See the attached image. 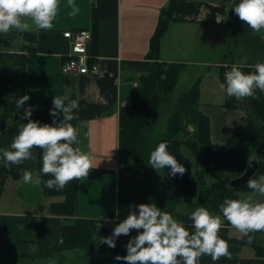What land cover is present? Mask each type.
<instances>
[{"label":"crops","instance_id":"1","mask_svg":"<svg viewBox=\"0 0 264 264\" xmlns=\"http://www.w3.org/2000/svg\"><path fill=\"white\" fill-rule=\"evenodd\" d=\"M75 2L80 11L72 16L68 14L71 7L67 0H60L51 29H41L31 17H23L29 29L11 28L6 33H0V36L11 38L9 43L2 44L7 51L15 52L16 56H25L24 95L30 97L25 105L33 106V120H36L38 111L46 112L53 107L54 96L66 95L69 99L78 100L79 108L73 110L74 118L70 122L79 130V147L94 156V165L97 167L91 168L87 177L78 178L76 211L73 216H67L51 214L47 209L49 204L63 201V197L47 196L40 183H25L23 180L24 169L33 171L34 176L39 177L36 171L37 146L32 149L34 159L15 164L19 177L11 179L17 186L37 190L38 198L30 200L20 193L18 203L0 202V264L34 262L35 258L17 259V256L29 255L59 243L62 226L74 219L107 218L110 222L122 221L130 211L136 210V205L144 203L138 190L141 182L135 174H129L120 167L119 110L130 103L139 87L138 79L151 73L156 62L217 66L216 72L202 76L204 83L201 77L198 78V109L209 120L212 144H223L230 135L241 132L249 117L242 97L237 107L229 109L225 106L226 88L222 87L225 83L220 80L218 67L229 66L230 69V65L241 66L240 62L245 57L248 65L264 62L263 34L254 32L238 16L233 24V33L239 48V58L228 62L225 34L231 8L224 1L176 0L173 17L159 40L156 60L147 57L150 39L160 12L167 7L169 0ZM75 29H88L91 33L87 54L90 62L98 65L97 74H65L61 71L62 60L71 52V42L63 36V32ZM15 33L22 40L17 44L16 51H13ZM27 33H35L34 39L24 37ZM205 78L211 81L206 83ZM262 94L264 96V90ZM23 111L0 128V148L10 149L20 127L28 122L22 115ZM49 116L52 120L50 111ZM56 119L59 121L63 117L57 116ZM47 197L49 199L46 200ZM232 231L239 233L237 236L231 235ZM255 234L264 248V229L255 231ZM243 235L235 226L227 227L228 237L239 239ZM245 245L228 242L230 254L214 261L210 254L205 253L198 260L234 264L239 259L255 258L253 247ZM69 251L79 252L76 249L64 251L62 256L65 264H127L115 259L104 262L91 260L84 250L73 260L67 254ZM97 251L95 256L99 257ZM42 262L49 261L40 258L34 263Z\"/></svg>","mask_w":264,"mask_h":264},{"label":"trees","instance_id":"2","mask_svg":"<svg viewBox=\"0 0 264 264\" xmlns=\"http://www.w3.org/2000/svg\"><path fill=\"white\" fill-rule=\"evenodd\" d=\"M175 4L176 0H169L167 7L161 10L157 26L150 39L148 58L157 59L159 40L173 17ZM27 36L34 39L35 33L24 35V37ZM10 39L0 36V49L2 50L0 53V128L6 121L16 118L23 110V108L17 110L16 100L19 96L24 95L25 56H16L15 52H9L4 48L3 42L9 43ZM185 66L183 63L156 62L155 69L151 73L142 75L138 79L139 87L133 94L130 103L122 106L119 110L120 167L123 171L131 174H136L139 170L149 171V167L153 171H157L149 164V157L151 151L161 141H167L168 150L184 166L183 145L193 150L197 154V167L193 176L187 175L186 171L183 175L177 173L175 176H171L167 169H162L165 176L164 193L184 198L185 205L190 209L185 213L175 212L173 216L182 221L190 232H194L191 212L201 206L208 208L213 215H220L223 219L224 225L219 233L222 238L227 242L250 245L256 253L255 258L239 259L234 264H264V248L259 243L255 231L248 233L253 236L250 242L245 234L239 239L228 237L227 227L232 224L223 216L219 207L226 198L238 199L240 191L251 188L248 187V184L242 188H230L229 182L227 184L216 182L208 185L204 179V174L210 164H213L215 168L231 167L234 170L233 178L240 175L252 159L258 161V170L253 178L264 175V96L262 90L256 89L253 96L242 97L249 115L245 128L241 132L230 135L223 144L215 145L210 141L209 120L198 109L199 79H197L185 93L177 98L174 113L166 123L163 136L160 139L152 138L158 125V110L175 90ZM242 71L248 72L250 69L242 67ZM220 80L226 85V77L222 73H220ZM238 102L239 98L226 93L225 106L227 108L237 107ZM44 112L45 110L38 111L36 120L42 123H52L49 110ZM181 115L183 118L179 119ZM185 117L195 125V131L192 133L186 131L183 126ZM252 155L255 157L253 158ZM135 165L138 166L137 169L134 167ZM41 167L42 148L37 146L36 171L41 178L40 185L43 193L47 196L63 197V201L49 204L48 212L73 216L76 211L78 179L69 181L63 188H49L45 181L52 178V174L43 173ZM11 177H19L15 171V164H11L10 167L0 164V191L1 184L3 185L4 181ZM145 182L146 179H142V184ZM195 192L196 199L194 200ZM143 201L147 203L146 197H143ZM41 207L43 206L41 205ZM100 221L104 222L102 227H99ZM119 222H110L107 218L74 219L62 226V238L59 243L41 248L29 255L17 256V259H40L50 257L54 253H60L62 256L63 251L81 249L86 251L91 260L98 262L114 260L117 254L126 255L125 245L129 236L122 234L118 238L115 248L99 242V237L110 235ZM136 232L137 230L133 229L131 235H135ZM96 250H98L99 257L95 256ZM213 263L214 261L198 260V264Z\"/></svg>","mask_w":264,"mask_h":264},{"label":"clouds","instance_id":"3","mask_svg":"<svg viewBox=\"0 0 264 264\" xmlns=\"http://www.w3.org/2000/svg\"><path fill=\"white\" fill-rule=\"evenodd\" d=\"M71 7L69 15H76L80 9L75 0H67ZM60 0H0V33L11 28L29 29L23 17H31L41 29H51L59 10ZM239 18L255 31L264 29V0H238L232 8ZM245 57L241 66L254 67L255 71L244 72L242 67L233 65L226 72V93L237 98L253 96L256 89L264 90V62L254 65L246 64ZM30 97L19 96L16 100L17 110L23 108L22 115L27 119L11 147L0 148V164L10 167L27 159H34L33 147L43 149V173H51L52 178L45 181L47 187L63 188L69 181L87 177L93 168L94 156L79 147V130L70 121L74 118V109L79 108L77 99H69L66 95L53 97V107L49 110L52 123L33 120L32 105H25ZM63 119L57 121L56 117ZM75 145V146H74ZM149 164L154 169H167L171 176L183 175L184 164L178 162L176 156L168 150L167 141H161L150 153ZM97 167V166H95ZM25 183L41 182L33 171L24 169ZM248 187L264 193V175L250 178ZM223 216L239 231L253 239L250 232L264 229V201L252 202L248 199L226 198L219 206ZM136 210L130 211L117 223L108 236L99 237V242L115 248L118 238L124 234L129 239L125 245L126 255L117 254L116 261L127 264H198V258L207 253L215 261L222 255H228V242L220 236L221 216L213 215L206 207H198L191 212L195 228L190 232L184 223L170 212L164 211L155 202L140 203ZM133 229L137 230L131 235ZM142 229V231H141ZM55 264V261H52Z\"/></svg>","mask_w":264,"mask_h":264},{"label":"rangeland","instance_id":"4","mask_svg":"<svg viewBox=\"0 0 264 264\" xmlns=\"http://www.w3.org/2000/svg\"><path fill=\"white\" fill-rule=\"evenodd\" d=\"M206 1H209V0H206ZM213 1H217V2L224 1L229 6V8H231V17L229 18L227 22V32L225 34L226 41H227V48L229 52L226 60L228 62H230L231 60L235 61V59L239 58V48L235 42L236 37L233 33V24L238 19V15L236 17V13L234 9L232 8L235 6L238 0H213ZM75 30H78V29H75ZM262 30H260L259 32L260 33L262 32L263 39H264V30L263 31ZM69 31H73V30H69ZM253 31L258 32L255 30ZM13 39L14 41L12 42V45H13L12 50L16 51L17 44L21 42L22 37L19 34L15 33V36L13 37ZM222 44L224 45L223 41H222ZM231 67L232 65H230V69H228L229 66L227 67L219 66L218 68L220 72L226 76V72L230 71ZM216 68H217L216 65L208 67L204 64L185 66V68L181 72V75L179 77L175 90L172 92V94L169 97H167V99L165 100L166 102L164 101V103L161 105L160 109L158 110V115H159L158 125L155 131L153 132L152 138L160 139L161 136H163L166 123L168 122L169 118H171V116L174 113L175 103H176L177 98L183 93H185L194 84V82L198 78L201 77L200 80L203 82L204 77L202 76H204L208 72L210 73L216 72ZM248 68L250 69V71L248 72L254 71V67H248ZM205 81L207 83V81H211V80H207L205 78ZM237 104L239 105L240 101ZM181 116L179 117V119L183 118V116L182 117ZM183 126L185 127V130L190 133L195 131L194 123L189 121L187 117L184 118ZM182 152H183L184 159H185V169H186L185 171L187 175L193 176L196 172V167H197V160H196L197 154L185 145H183L182 147ZM252 157L254 158L255 156L252 155ZM134 167L136 169L138 168L137 165H135ZM233 173H234V170L231 167L215 168L213 164H210L209 169L204 174V179H205L206 184L208 185L212 183H216V182L227 184L231 180ZM147 174H149V176H147ZM135 177H137L139 181L141 182L138 187V190L142 197H146L147 203L155 202L158 207H160L164 211L170 212L172 215L175 212L185 213L190 210L189 207L185 205L184 198L174 197L170 194L164 193L165 187L163 186V184L165 181V176L163 175L162 169H157V171H153L149 167V171H142V170L137 171V173L135 174ZM142 179H146L145 184L144 183L142 184ZM20 193H22L23 196H25L27 199H30V200H36L38 198L37 190L27 189L24 186H17L16 183L13 181V179L9 178L8 180L4 181L3 185L1 184L0 199L2 200H0V202L2 204H13L14 202L18 203L20 200ZM239 197H241V199H248L250 197L252 202L264 201V193H260L254 189H246L244 191H241L239 193ZM45 199L47 200L49 199V197ZM193 199L194 200L196 199V192L193 194ZM9 208H10V205H9ZM238 233L232 231L231 235L237 236ZM245 247H250V246L245 245ZM76 250H78L79 252L81 251V249H76ZM63 252H62V255H63ZM79 252L69 251L67 252V254L71 256L72 259L74 260L78 257ZM85 254L86 256L89 257L87 253ZM66 256H65V259H66ZM44 258H46V261H49V262H42L43 264H52L51 259L55 261V264H65V261L63 262L64 256H60V253H54L48 258L47 257H44ZM37 260L38 259L35 258L34 262H36ZM34 262L24 261L22 262V264H42V263H34Z\"/></svg>","mask_w":264,"mask_h":264},{"label":"built area","instance_id":"5","mask_svg":"<svg viewBox=\"0 0 264 264\" xmlns=\"http://www.w3.org/2000/svg\"><path fill=\"white\" fill-rule=\"evenodd\" d=\"M63 36L71 42V53L66 57L61 65L64 73L68 70H76L82 73H98L97 64H89L86 56V47L91 39V33L87 29H78L73 31H64Z\"/></svg>","mask_w":264,"mask_h":264},{"label":"water","instance_id":"6","mask_svg":"<svg viewBox=\"0 0 264 264\" xmlns=\"http://www.w3.org/2000/svg\"><path fill=\"white\" fill-rule=\"evenodd\" d=\"M257 170H258V161H256L255 159L250 160L247 163L244 171L240 175L233 177L229 181L228 183L229 187L234 189L244 187L245 185H247L248 180L255 176Z\"/></svg>","mask_w":264,"mask_h":264},{"label":"bare ground","instance_id":"7","mask_svg":"<svg viewBox=\"0 0 264 264\" xmlns=\"http://www.w3.org/2000/svg\"><path fill=\"white\" fill-rule=\"evenodd\" d=\"M88 45V44H87ZM72 49V48H71ZM71 53V52H70ZM69 53V54H70ZM69 55H67L66 57H68ZM86 56H87V58H88V63L91 65V64H96L95 62H90V59H89V56H88V54H87V47H86ZM66 57H64V59L66 58ZM63 59V60H64ZM63 60H62V62H63ZM61 65H62V63H61ZM62 69H63V67H62ZM62 69H61V71H62ZM63 72V71H62ZM66 73H73V72H76V73H82V72H80V71H76V70H68V71H65ZM64 73V72H63ZM65 73V74H66ZM257 161V160H256ZM221 223H222V226L224 225L223 224V219L221 218ZM104 225V222H102V221H100L99 222V227H102Z\"/></svg>","mask_w":264,"mask_h":264}]
</instances>
